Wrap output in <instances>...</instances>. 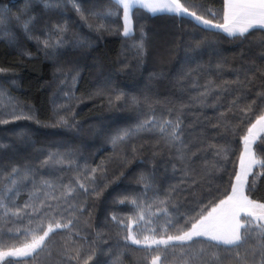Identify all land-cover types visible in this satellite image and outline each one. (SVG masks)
<instances>
[{"label":"trees","instance_id":"obj_1","mask_svg":"<svg viewBox=\"0 0 264 264\" xmlns=\"http://www.w3.org/2000/svg\"><path fill=\"white\" fill-rule=\"evenodd\" d=\"M181 2L213 24L223 23V0ZM79 4L77 12L72 0H0V121H7L0 122V172L6 176L13 167L30 168L38 183L53 182L52 188L37 193L46 200L45 208L51 204L57 209L55 220L44 218L43 230L49 223L55 227L56 221L73 220L68 229L50 233L43 250L20 264H83L87 255H92L88 264H150L143 247L125 239L131 223L151 235L150 229L159 230L168 219L183 223L193 208L218 202L231 191L243 136L255 121V115L241 110L252 100L253 107H264L257 96L264 91L260 73H250L252 84L240 89L237 71L252 63L264 68V30L233 38L198 25L188 15L150 14L136 7L130 13V35L125 36L123 13L115 14L113 0ZM108 12L114 14L107 20L94 15ZM26 20H31L30 31L23 27ZM57 26L65 30L59 33ZM46 39L62 42L46 49ZM206 91L210 94L201 103L196 98ZM236 97L240 100L233 105ZM151 115L161 121L179 119L183 161L176 147L166 146L156 132H142L118 146L110 142L117 131ZM61 116L67 125L59 123ZM252 150L264 161L259 139ZM53 154L64 162L43 164ZM253 181L254 189L246 186V194L264 203V168L259 165L248 176V185ZM65 186L74 192L67 195ZM31 194L29 183L10 206L21 209L19 216H6L0 209L3 245L19 247L25 236L17 230L41 224L37 215H28L32 208L24 209ZM140 213L144 220H138ZM167 234L176 233L170 229ZM77 249L79 261L69 260ZM174 251L166 258L161 251L160 264H182L179 247Z\"/></svg>","mask_w":264,"mask_h":264},{"label":"snow or ice","instance_id":"obj_2","mask_svg":"<svg viewBox=\"0 0 264 264\" xmlns=\"http://www.w3.org/2000/svg\"><path fill=\"white\" fill-rule=\"evenodd\" d=\"M113 2L117 5L115 14H119L122 10L124 20L123 35L125 36L130 35V13L136 7L147 9L152 13L167 11L176 15H188L193 17L198 25H202L205 28L214 27L233 38H247L246 34H249L253 29L264 30V0H224L223 23L218 24H213L212 20L205 19L203 16L197 15L196 12H190L181 0H113ZM72 3L76 11L80 12L79 0H72ZM113 14L108 12L106 14L95 13L94 15H96L97 19L107 20ZM30 23L31 20L23 22V27L26 31H30ZM98 28L103 29L104 24H100ZM64 30L61 26L56 28L59 33ZM61 42V39H57L53 44L46 39L42 43L47 49L56 47ZM261 45L264 46V41H261ZM143 47V43L137 45L138 54L143 52ZM262 59H264V54H262ZM216 68L221 70L223 64L218 62ZM257 72L264 79V68H258L255 63L242 66L237 71L235 83L239 85L240 89L247 88L252 84L249 74L255 75ZM241 75H243L242 80L240 79ZM223 91H228V89L225 88ZM209 94L210 91H206L196 99L201 103H205ZM2 96L3 93L0 92V97ZM257 96L260 104L264 105V91L258 92ZM244 98L247 99V97ZM117 99H120V97L117 96ZM220 99L221 96L219 94L216 95V103H219ZM239 100L240 97H236L232 104L236 105ZM132 102L137 103L138 101L133 97ZM255 105L256 100H252L251 104L246 105L241 110L245 115L248 113L255 115V121L250 123L247 128V134L243 136L245 152L240 157V171L235 174V183L231 184L230 193L225 194L224 198L219 199L218 202L210 200L208 204L200 206L199 210L193 208L191 210L193 214L186 216L183 219V223L179 219L175 221L168 219L162 228L159 230L156 228L150 229L151 235H144L142 239L132 235L131 231L125 237L132 244L143 246V250L148 253V256H151L150 264H160L162 257L159 253L161 251L165 253V258L170 251L175 255L174 250L177 247L180 249L182 264H226V262L227 264H264V203L250 199L249 195L246 194V186H248V191L254 189V181L252 185H248V176L253 166L259 165L264 168V161L257 160L252 150V145L258 139L261 145H264V135H262L264 134V107H253ZM210 106L215 107V104ZM15 118L20 119L22 117L16 116ZM23 118L30 119L31 117ZM0 122L7 123V121ZM59 123L67 125L68 120L61 116ZM142 132L158 133L166 146L176 147L181 161L185 159L183 153L185 145L181 139L182 131L179 119L175 122L171 120L161 121L155 115H151L139 121L135 127L117 131L110 137V142L113 146H118L130 141L132 137ZM177 145H180V147H177ZM132 150L135 153L136 148L133 146ZM64 159L62 156L58 157L53 154L43 161V164L47 165L50 161L63 163ZM96 171L97 169H92V173ZM146 180L147 178L141 177V181L146 182ZM0 181L3 182V187L0 188V209L5 210L6 216L9 214L19 216L21 209L17 207L15 211H12L10 206L14 204V199L19 195L20 190L27 187L30 183L32 194L29 197V202L24 204V209L32 208V213H28V215L35 214L41 221V224L35 229H25L22 233L17 230L18 233L25 236L19 247H7L0 243V262L20 264L22 258L32 257L34 254L38 255L37 250H43L42 246L45 245V239L49 237L50 233L54 232L51 223H49L47 230H43V220L50 215L51 219L55 220L57 209L53 208L51 204H47L45 208L46 200L40 199L37 195L42 189L52 188L53 182L41 179L38 183L30 168L21 169L18 167L11 168V171L6 176L3 172H0ZM79 187L84 189L86 193L88 192L84 184H79ZM65 188L67 195H71L74 192V189L69 186H65ZM92 191L96 192V188H93ZM123 202L120 201V203ZM132 203L137 208H140V204L137 201L133 200ZM79 211H83V209L81 208ZM163 212L164 215H168L167 209H163ZM59 214L62 215V213ZM112 219L115 221L117 218L113 216ZM138 220H144L143 213L138 215ZM117 222L122 223L120 221ZM72 224L73 220L71 219L64 224L56 221L55 228L68 229ZM170 229L174 230L176 234H167ZM8 231L11 232V229ZM39 231H43V234L37 235ZM28 236L31 237L30 240L27 238ZM210 249L212 250L210 251ZM152 253L156 254L152 255ZM148 256H145L144 259L148 260ZM80 257L81 249H77L76 255L69 256L68 259L79 261ZM91 259L92 255H87L83 264H88Z\"/></svg>","mask_w":264,"mask_h":264},{"label":"rangeland","instance_id":"obj_3","mask_svg":"<svg viewBox=\"0 0 264 264\" xmlns=\"http://www.w3.org/2000/svg\"><path fill=\"white\" fill-rule=\"evenodd\" d=\"M191 17V16H190ZM193 18V17H192ZM194 19V18H193ZM195 21V20H194ZM122 22H123V29H124V20H123V17H122ZM202 26V25H201ZM131 27V25H130ZM204 27V26H203ZM209 29H216L214 27H207ZM245 152V146H244V142H243V147H242V151H241V155ZM240 155V157H241ZM254 167V166H253ZM240 171V159H239V163H238V167H237V172ZM235 183V179H234V182ZM134 224L131 223L129 225V231H131L132 235L136 236L137 238H140L142 239L144 235H150L146 230H142L141 228L139 227H135L133 228ZM54 230L56 229L55 227H53ZM47 230V228H46ZM130 243H132L130 240H129ZM135 245V244H134ZM136 246H139V247H143L142 245H136ZM26 258V257H25Z\"/></svg>","mask_w":264,"mask_h":264},{"label":"crops","instance_id":"obj_4","mask_svg":"<svg viewBox=\"0 0 264 264\" xmlns=\"http://www.w3.org/2000/svg\"><path fill=\"white\" fill-rule=\"evenodd\" d=\"M223 5H224V0H223ZM143 10H145L146 12L150 13V14H159V13H167V14H174V13H169L167 11H161V12H156V13H152L150 11H148L147 9L142 8ZM219 30V29H218ZM221 31V30H220ZM223 34L227 35V33H224L223 31H221Z\"/></svg>","mask_w":264,"mask_h":264}]
</instances>
